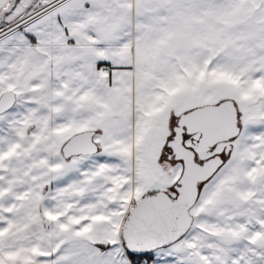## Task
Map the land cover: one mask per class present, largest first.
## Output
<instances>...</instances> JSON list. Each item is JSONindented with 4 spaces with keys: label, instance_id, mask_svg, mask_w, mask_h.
I'll return each instance as SVG.
<instances>
[{
    "label": "snow or ice",
    "instance_id": "6c2138e0",
    "mask_svg": "<svg viewBox=\"0 0 264 264\" xmlns=\"http://www.w3.org/2000/svg\"><path fill=\"white\" fill-rule=\"evenodd\" d=\"M0 264H264V0H0Z\"/></svg>",
    "mask_w": 264,
    "mask_h": 264
}]
</instances>
